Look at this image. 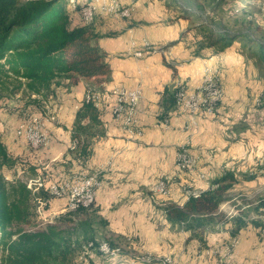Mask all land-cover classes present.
Masks as SVG:
<instances>
[{"label":"crops","instance_id":"crops-1","mask_svg":"<svg viewBox=\"0 0 264 264\" xmlns=\"http://www.w3.org/2000/svg\"><path fill=\"white\" fill-rule=\"evenodd\" d=\"M149 1L137 3L134 12L131 7L129 17L118 14L123 19L110 17L116 16L115 12L109 13L112 0L90 2L96 5V12L104 13L96 16L91 26L100 34L98 42L111 68L109 79L100 83L98 90L101 98L97 106L105 134L91 138L87 157H76L70 151L76 111L86 99L88 84L96 81L82 78L69 84L66 80L55 88L59 99L53 107L57 121L49 122V130H44L50 142L33 151V166L46 177L44 185L78 174L98 175L95 203L88 209L72 212L77 216L75 224L86 225L97 240L109 238L122 252L105 256L91 249L86 258L92 264H166L138 259L143 254L169 257V264H192L200 242L184 223L168 219L166 212L170 206H184L190 197L186 188L204 192L223 176L231 183L226 199L212 214L210 223L193 230L203 232L208 246L222 245L226 238L224 227L232 232L238 218L246 219L236 233L239 239L236 260L264 264L261 226L252 223L254 217L247 216L250 209L262 215L255 206L264 196L252 207L253 203H248L236 208L238 214L234 216L222 210V204L233 199L231 192L240 182L238 172L247 165L249 153L251 157L253 130L259 124L264 130V105L258 104V92L251 77L253 70L238 61L241 53L231 55V46L219 53L205 48L196 55L195 46H188L184 39L190 32L185 31L192 27L187 26L192 19L180 14L177 2L172 4L176 0ZM167 5L174 8L168 9ZM72 13L75 23H83L78 11ZM224 55L227 57L223 58ZM216 56L223 59L220 66L223 99L213 115L202 112L198 126H187L189 119L175 105L178 85L185 83L190 89H197L202 84L203 72L213 69L206 65ZM115 86L138 87L142 92L136 123L131 128L113 116ZM245 138L248 141L243 142ZM188 145L198 164L194 170H180L176 165L177 153ZM158 179H167L171 189L168 195L155 192ZM186 184L190 186L184 187ZM53 198L51 204L54 200L53 205L60 203L67 205L68 211L73 210L66 198ZM215 250L219 251L208 247L206 252ZM74 264H83L81 256Z\"/></svg>","mask_w":264,"mask_h":264},{"label":"trees","instance_id":"trees-1","mask_svg":"<svg viewBox=\"0 0 264 264\" xmlns=\"http://www.w3.org/2000/svg\"><path fill=\"white\" fill-rule=\"evenodd\" d=\"M89 1L76 2L72 6L70 0H0V97L22 90L30 101L39 103L41 98L54 94L55 88L64 81L76 84L82 78H94L96 83L92 84L100 89V83L109 79L111 68L98 42L100 34L91 26L99 12L90 22L73 21L72 12L81 13V9L93 0ZM222 2L219 0L218 4ZM177 6L181 15L194 19L196 11L191 7L178 2ZM196 15L198 19L199 14ZM199 28L202 34L195 45L196 55L205 48L219 53L238 39L255 42L245 30L218 31L216 26L207 25L203 20ZM258 44L264 60V44ZM87 89V92H98L90 84ZM176 103L175 94L177 106ZM97 105L95 100L86 98L76 111L72 129L75 146L70 150L76 157H87L91 138L105 134ZM17 163L18 158L10 153L0 133V170L12 168ZM30 170L34 175L39 173L34 166H30ZM226 179L227 176L216 179L210 189L195 197L189 195L182 207L170 206L167 218L184 223L193 231L192 235L206 245L203 232L193 229L213 220L212 214L218 211L231 186ZM37 190L20 178L8 180L0 174V264H74L90 241L94 242L95 250L103 240L117 246L109 238L95 239L94 233L84 224L63 226L57 219L44 228L26 230L25 226L36 223L37 205L43 203V208H48L54 197L48 187ZM90 207L79 206L68 212ZM255 210L264 214V197L258 199ZM251 221L256 226H264L258 218ZM245 224L238 218L233 235Z\"/></svg>","mask_w":264,"mask_h":264},{"label":"rangeland","instance_id":"rangeland-1","mask_svg":"<svg viewBox=\"0 0 264 264\" xmlns=\"http://www.w3.org/2000/svg\"><path fill=\"white\" fill-rule=\"evenodd\" d=\"M118 1L122 4V6L124 5V7H128L130 9L132 7L134 12L137 3L143 2L145 0ZM169 1L172 2L171 0ZM218 1L219 0H177V2L180 4H187L192 10L196 11V14H199L198 19L196 18L197 15L195 14L193 15L194 19L190 20L187 24V26L192 27H189L191 30L188 34L184 35V39L188 46L191 47L196 45L197 41L199 40L198 38H201L202 34L201 28H199V24L202 20L207 25L216 26L218 31L226 29L231 30V32L238 30H245L249 32L252 38L255 39V42L238 39L232 43L230 50L231 55H234L235 53H241L242 56L240 59L238 58V61L246 64L249 69L253 70V72H251V77L254 81L253 86L258 92V104L262 106L264 105V60L260 57L258 43L264 44V0H223L221 4H218ZM70 2L71 4H76L77 0H70ZM149 2L154 3L156 0H150ZM172 4L175 5L176 1H174ZM92 5L94 6L95 17L97 8L95 4ZM113 5L114 0L111 2V9L109 10L110 14L114 13ZM166 8L173 9L174 7L173 5H167ZM100 14L104 15V13H98L96 16L99 17ZM110 17L123 19L117 15ZM129 19L127 20L131 22ZM150 46H153V44L151 43ZM217 57L218 56L210 60V64L206 66L212 67L220 79V66L223 59ZM222 57L225 58L227 55ZM91 87L96 91L99 90V88L94 84L91 85ZM40 100L41 102L39 103L30 101V98H28V96L25 95L22 90H18L10 95L0 97L1 137L7 144L10 153L14 157L18 158V163L14 167H4L2 170H0V174H3L8 180L20 178L28 182L35 190H37L39 187H45V189H47L50 183L48 185L43 184L44 176L42 172L38 171V175H34L31 172L30 166H33L32 154L34 150H38L39 148L32 146L23 136H18L17 130H19L22 125L26 127L30 124H36L37 122L39 123L38 125H40L41 130H49V122L57 121L56 112L54 110L55 108H53L54 104L59 102V99L56 98V93L49 98H41ZM177 109L179 110V107ZM51 117L54 118L51 119ZM261 126L262 125L259 124L256 126V130H253L254 136L250 139L251 148L249 150L251 151V157L249 153L247 165L238 172L240 182L237 183L235 187L236 189L231 192L234 194L232 195L233 199L222 204V210L230 212L232 216L238 214L236 212V208H240L248 203H253L251 205L252 207L255 205L256 200L259 197L264 196V172H262V170L264 171V130H261ZM246 140L248 141V139L245 138L243 142ZM45 178L46 177H44V179ZM53 203L54 200L52 204L51 202L49 203L48 208H43V203L37 205L35 225L25 226L24 228L26 230L44 228L47 223L52 222L55 219L60 221L63 226H74L77 216H75L72 212H68L67 205H61L60 203L59 205H53ZM235 204L238 205L236 206ZM56 207L58 209H56ZM250 211L252 213L249 212L247 215L248 217L250 216L258 218L261 220V222H264V214L260 215L251 209ZM240 212L242 213L243 211ZM242 220L245 221L246 219ZM224 228L223 234H226V238L223 240L224 242L222 245L208 246V244L204 245L199 241L200 245H197L196 247V258L193 260L194 262L192 264H222L220 259L222 257H224L222 258L223 264H247L236 260V253L239 245L238 235H233V233L228 231L226 227ZM259 230L262 238H264V226L260 227ZM213 232L215 231H212L211 233ZM234 236L237 237L236 240H233ZM231 243L232 252L228 255H224L223 251L225 247L228 244L231 245ZM208 247H211V249L218 248L220 252L215 250L212 253H208L206 252ZM248 249L250 250L251 248ZM248 264L259 263L252 262Z\"/></svg>","mask_w":264,"mask_h":264},{"label":"bare ground","instance_id":"bare-ground-1","mask_svg":"<svg viewBox=\"0 0 264 264\" xmlns=\"http://www.w3.org/2000/svg\"><path fill=\"white\" fill-rule=\"evenodd\" d=\"M114 12L118 11V14L122 17L131 16V9L128 7L122 6L117 0H114ZM83 9H90L88 18L83 19L85 22H90L93 20L94 16V6L92 4H88L84 6ZM126 12V13H125ZM128 14V16H126ZM140 54V53H139ZM211 76H213V83L214 85L218 86L219 96L216 105V109L220 104L221 100L223 99L224 95V88L222 86L221 80L216 74V71L213 69H206L202 84L197 89H190V95L192 96V102L186 103V94L185 91H179V87L176 91V102L179 107V110H185V115L189 119V122L192 124V117H195L196 126L199 125V115H195V111H203L205 107V97L204 93H206V86L210 85ZM186 86V85H185ZM116 90H120V94H116V112L115 117L124 121V125L127 127H132L136 123V113L138 108V102L141 96L138 94L141 90L137 88H126L124 86H118ZM124 95V97H123ZM178 97V99H177ZM87 99H93L99 103L100 101V93L98 92H90L88 91L86 94ZM54 117H51L53 119ZM189 123V124H190ZM38 122L36 124H30L28 127H37ZM133 131V130H131ZM140 133V132H137ZM73 147L75 144H72ZM187 160L188 159V146H183L178 150L177 153V160ZM202 176H204L202 174ZM82 180L83 184H88V186L82 187V192L77 195V198L74 199V193L71 188H73V182H78ZM167 179H160V184H167ZM100 184L99 177L97 174H78L75 176H70L68 178L60 179L52 181L48 188L50 193L54 197H58V192L56 191L57 185H61V191L63 193V198L67 199L68 206L71 209H76L79 206L90 207L95 203L96 192L97 188ZM186 193L188 195H198L200 191L192 190L190 187L186 188ZM92 192H95V195L92 197ZM155 192L160 193V187L155 186ZM171 192L170 187L167 188V193H160L163 195H168ZM74 200V201H73ZM85 203V204H82ZM235 240V239H234ZM94 249L93 243H89L88 246L84 249L83 253L81 254V258L83 260V264H92L89 260L86 259V255L89 250ZM97 249L103 253L105 256H117L121 254L122 248L120 246H112L108 241L103 240ZM214 252V251H213ZM138 259H142L145 262H155L158 261L159 263H166L169 264L171 258L169 257H157L151 254H143L138 257ZM226 264V263H224Z\"/></svg>","mask_w":264,"mask_h":264},{"label":"built area","instance_id":"built-area-1","mask_svg":"<svg viewBox=\"0 0 264 264\" xmlns=\"http://www.w3.org/2000/svg\"><path fill=\"white\" fill-rule=\"evenodd\" d=\"M104 2V1H101ZM118 11H120L119 7L116 10L115 15L118 16ZM90 9H81V17L82 19L88 18ZM126 13V12H125ZM126 16H128V14H126ZM129 17V16H128ZM204 75V72H203ZM179 91H185L186 94V103L187 102H192V96L190 95V86H185V83H181L179 85ZM113 93L115 95L116 98V94H120V90H116V86H115V90H113ZM142 92H140L138 94V96H141ZM218 96H219V91H218V86L214 85L213 83V76H211V82L210 85L206 86V93H204V97H205V107L203 111H195V115H200L202 112L208 115H213L215 110H216V105H217V101H218ZM124 97V95H123ZM178 99V97H177ZM116 102L115 105L113 107V116L115 117V112H116ZM181 113L185 114V110H180ZM187 126H191V127H196V122H195V117H192V124H187ZM17 135L18 136H23L32 146L34 147H40V146H45L48 145L50 142V138L48 136V134H46L43 130H41L40 125H38L37 127H28V126H24L22 125L21 128H19V130H17ZM198 164V160H197V156H195L189 148L188 145V159L187 160H177V167L180 170H194L196 168ZM201 174H204L201 172ZM204 178H205V174H204ZM156 186L160 187V193H167V188L169 187V184H160V179H158L155 183ZM208 185H210V182H208ZM83 186H88V184H83L82 180L78 181V182H73V188H71V190H73L74 193V199L77 198V195H79L82 192V187ZM190 186L189 184L184 185V187ZM56 191L58 192V198H63V193L61 191V185H57V189ZM93 195H95V192H92V197ZM191 197H195V195H191ZM74 201V200H73ZM85 204V203H82ZM89 243H94L93 241H90ZM232 243L231 245H227L223 251L224 255H228L232 252ZM220 252V250H219ZM224 258V257H222ZM221 259L222 264H223V259Z\"/></svg>","mask_w":264,"mask_h":264}]
</instances>
